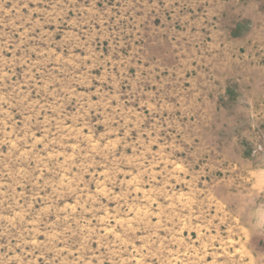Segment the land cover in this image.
I'll return each instance as SVG.
<instances>
[{
  "label": "rangeland",
  "instance_id": "1",
  "mask_svg": "<svg viewBox=\"0 0 264 264\" xmlns=\"http://www.w3.org/2000/svg\"><path fill=\"white\" fill-rule=\"evenodd\" d=\"M0 264H264V0H0Z\"/></svg>",
  "mask_w": 264,
  "mask_h": 264
}]
</instances>
